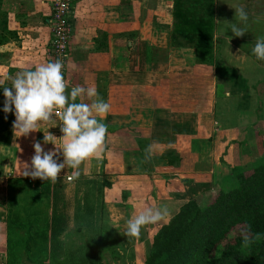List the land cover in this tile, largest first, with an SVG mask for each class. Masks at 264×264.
I'll return each mask as SVG.
<instances>
[{"label":"crops","instance_id":"crops-1","mask_svg":"<svg viewBox=\"0 0 264 264\" xmlns=\"http://www.w3.org/2000/svg\"><path fill=\"white\" fill-rule=\"evenodd\" d=\"M3 2L4 9L9 12V29L18 33L17 38L0 46V81L5 75L3 81H7V86L11 87V78L18 72L35 70L39 65L48 63L47 53L51 39L48 21L51 5L50 0H3ZM74 7L75 13L72 17L74 34L67 64L68 79L72 87L77 85L85 88L95 87L98 95L93 99H103L109 103L110 111L103 119L97 117L101 123L107 125L106 142L101 158H90L78 169L66 167L62 170L60 178L55 183L52 182V190H56L60 196L58 199L64 202L58 205V208L64 209V205L67 204L69 210L67 216L70 225L63 233L65 240L62 241V237L60 238L63 244L71 235L80 232L81 225L76 226L73 223L76 221L73 209L70 212V206H74L76 202L95 203L97 198V201L100 200L103 205L102 210L106 211V205L109 208L115 207L124 216L132 212L137 215L144 206L154 208L155 205V208H163L174 202H182L180 209L189 201V196L184 198L185 194H181L182 197L179 199H158L157 187H165L166 183L163 176H169L168 182L172 183H180L184 179H195L198 181L196 183L203 181L216 183L218 181L216 168H211L210 171L199 170L197 161L194 162L197 156L204 157L212 153L214 156L216 151L227 150L229 162L233 166H243L249 163L248 156L252 154L240 155L242 150L237 151L234 145L227 147L230 145V140L228 142L212 140V143L201 138L189 142L177 140L179 133L186 135L198 133V114L195 116V112L187 109L178 111L171 106L155 104L153 107H141L133 103L131 94L133 86L161 88L164 83V87L171 88L175 85L172 83L174 75L193 73V69L180 68L176 63L178 60L180 63L183 61L181 56H178L179 51L182 50L184 54L191 50L171 47L170 28L173 23L171 0H74ZM216 39L217 46L219 37ZM223 39L228 38L219 39L220 42L224 41ZM219 52L222 53L224 63L239 70L246 79L255 82L259 80L258 77L247 75L249 71L243 66L256 62L247 61L246 56H241L242 52H239L240 54L235 52L234 60L230 57L229 61L224 56L223 47ZM244 53L251 56L247 51ZM4 69H7V74L3 73L6 71ZM245 70L246 74H244ZM178 98L173 96L171 102L182 103L185 106H193L196 102L189 98H184L186 100ZM83 102L91 103L87 98ZM53 120L54 126L61 134L60 139L54 138L56 133L52 130L51 124L41 122L38 129L43 128L47 132L44 133L51 137L50 142H55L57 147H61L63 133L60 130V122L57 117ZM245 122L244 120L242 123L243 128L247 127L244 125ZM260 123L262 125L264 121ZM217 125L214 123L213 134L216 133ZM162 128L166 130L165 133L161 132ZM40 134L41 131L38 132V137ZM23 138L24 140H12L9 147H0V264H7L11 246L17 249L15 237L28 236V231L24 229H17V234L11 233V220L17 224L30 225L36 218H45L42 215H32L30 206L36 191L41 193L38 202H45L42 198L43 185L39 182L41 179L25 177L23 171L27 165L31 167L36 141L41 143L45 152L55 150L56 145L45 144L44 140ZM149 146H153L151 155L146 152ZM169 151H177L180 154L182 160L179 167L182 173H161V170L168 165V161L163 157ZM57 159L58 162H63L62 150L58 153ZM102 160L106 161L104 172L111 187H107L102 179L95 176L102 171ZM200 165L202 167V162ZM217 165L218 163L215 167ZM74 172L84 174L78 175L69 182L67 178L72 177ZM148 174L151 176L153 192L145 198L135 197L133 187L130 188V185L137 181L132 178H139L140 182V178L143 179ZM194 174L206 176L205 178L190 177ZM186 187L188 186H181L182 193H185L183 188ZM23 192L26 194L25 197V194L21 196ZM123 197L126 198L128 205L134 207L130 205L127 208L123 207ZM153 199L155 204L150 205L151 201L154 202ZM21 207L22 209L19 210ZM167 209L168 215L170 213L175 216L179 212V209H176L173 214L171 211L173 209ZM77 216L79 219V214ZM38 231L36 226L30 234L34 235ZM48 235H50L49 231ZM11 237L14 238V242L11 241ZM25 261L28 262L27 259Z\"/></svg>","mask_w":264,"mask_h":264},{"label":"trees","instance_id":"trees-1","mask_svg":"<svg viewBox=\"0 0 264 264\" xmlns=\"http://www.w3.org/2000/svg\"><path fill=\"white\" fill-rule=\"evenodd\" d=\"M171 2L173 4L171 12L173 23L170 28L171 47L191 50L195 63L206 73L207 90L209 87L212 89L216 82V95L224 97L226 94L225 85L230 86V95L234 96L235 101L232 105L235 106V110L231 112L233 115L237 114L232 117L235 119L234 122L231 121L232 125L237 123L241 125L246 120L245 116L250 117L254 114L262 120L263 114L260 108L264 102V81L250 86L248 80L239 70L224 63V60L221 61V56H217L215 53L216 37L233 38L232 29L228 27L225 30L222 24L227 19L225 16L227 13L224 12L227 8L218 11L217 0H171ZM8 13L4 9L3 0H0V46L6 45L18 36L16 31L9 29ZM221 13L222 15H220ZM255 23L259 24L264 31L263 17H257ZM252 50L253 48L248 53L259 65L264 66V60L257 59ZM202 71L199 73L201 74ZM197 78L193 85L179 83L171 88L170 86L164 87V89L156 86H133L132 101L141 107H153L157 104L171 106L178 111L187 109L197 113L199 115L198 133L188 135L179 133L177 140L189 142L201 138L212 143L214 123H218V118L216 121L214 116L217 115L219 108L224 111L223 113L227 112L222 102H218L215 109L210 107L209 99H212V95L203 92L205 89L201 85V78L198 74ZM3 87L8 86L0 85V147H9L13 137L15 110L14 113L3 111L5 105ZM252 92L256 94L259 102V109L257 108L255 112L249 109V107L255 108L250 102ZM173 96L182 100H186L184 98L193 99L197 103L193 106H185L182 103L171 102ZM198 98L202 101H199ZM79 100L78 97L75 102L79 103ZM32 134L24 137L33 139ZM163 158L168 161V165L161 170L162 174L182 173L179 167L182 158L177 151H169ZM105 164L106 161L102 160V171L95 176L102 179L107 187H111V183L106 180ZM243 168L235 166L231 170L230 177H226L223 181V184L227 182L228 186L222 185L224 188L221 186L222 188L214 200L207 201L202 206L201 200L198 199L199 194L211 192L213 182L196 183L194 180L184 179L180 183H172L168 182L169 176H163L166 183L165 187H157L158 199H179L182 197L181 186L191 185L190 190L185 192V196H189V201L180 207L179 212L173 216L170 222L162 224L153 238L148 241V253L143 264H264V161H257L249 170H243ZM83 174V172H79V175ZM203 176L205 178L206 175H190L193 178ZM132 179L137 181L130 185V188L133 187L135 197L145 198L153 192L150 174L143 179L140 178V182L139 178ZM39 182H42L43 192L49 196L52 182L50 180H39ZM124 191L126 192V189ZM36 192H34V200L38 201L41 193ZM150 205L153 204L150 203ZM122 206L129 207L125 197H123ZM48 207V213L44 212V209L37 210L31 207L32 215H44L45 218H36L31 221L30 225L17 224L11 220V233L17 234V229H24L28 231V236L26 238L15 237L16 244H18L17 249L10 247L7 264H23L26 259L34 264H60V253L66 255V251L69 250L65 247L66 244L61 243L60 238L67 231L70 220L67 215L62 214L63 212L59 213L55 206L51 212L50 206ZM8 225L10 226V222ZM36 226L39 231L31 235V231ZM48 231L50 235H48ZM245 233L251 241L246 246L243 243V234ZM102 238L103 234H100V239ZM12 240L14 242V238L11 237ZM101 244L99 241L96 252L103 256ZM64 257L63 261L66 262V256ZM102 262L100 256L97 258L89 256L82 259L83 264H101Z\"/></svg>","mask_w":264,"mask_h":264},{"label":"rangeland","instance_id":"rangeland-1","mask_svg":"<svg viewBox=\"0 0 264 264\" xmlns=\"http://www.w3.org/2000/svg\"><path fill=\"white\" fill-rule=\"evenodd\" d=\"M217 5H218V11L222 9L225 10L224 8H227L226 11H224L225 13H227L225 15L227 19L224 20V22L222 23L223 28L226 30V28L229 27V29H232L231 30L232 33H233L234 27L239 28V29H242L245 32V34L242 37H236L233 33L232 39L231 38H228L227 40L223 39L224 41L222 42H220L219 39H222L223 37H219L217 41L215 53L217 54V56L218 55L221 56V61L224 60L222 58V53L219 52V49L223 47L224 52H225L224 56L229 61L230 57L234 60L235 52L236 54H240L239 52H242L241 56H246L247 61L251 60L252 62H256L254 64H248V65L243 66L247 71H249V73L247 72L248 73L247 75H251L253 78L258 77L259 79L258 81L255 82V81H250L247 78L250 86L251 85L254 86L258 82L264 81V75H263L264 66L259 65L253 57L251 58V56H247L244 53V51L248 52L251 50V48L255 47L256 39L258 37L264 36L263 29L259 26V24L255 23V19H257V17L264 18V0H217ZM239 8H243L244 11L247 13V17H248L247 21H241L239 18V15L238 14L236 15V9H239ZM221 12L223 13V11ZM222 13L220 15H222ZM178 56H181V59H183V61L181 62L183 65L178 60V62H176L177 66L183 69L185 68L186 70L193 69V73L192 74L187 73L186 75L177 74V76L174 75V78H173L174 81L172 83L193 85V83L196 82L198 79L197 78V74H198L201 78V82H202L201 85L205 89L203 92L204 93L206 92L212 95L211 97L212 99L211 100L209 99L210 107H212V109H215L217 107L218 102H222V104L224 103L225 110L227 113H223L224 111H222L219 108L217 110L218 116L217 115L214 116V119H216V121L218 118V123L216 122L218 125L215 128L216 133L212 134L213 140H224L226 142L230 140V143H229L230 145L227 147H232L234 145L237 151L241 149L242 151L240 152V155L242 153H252V154H249L248 156L250 157V159L247 165L246 164L243 166L235 165V166L244 167L243 170L251 169L257 161H260V162L264 161V123L262 125L260 123L264 121V102L262 103L263 104L262 108H260L262 109V114H263L262 120L258 119L256 114H254L252 116L250 115V117L249 116L244 117L246 118L245 120L246 122L244 125H247V127L243 128L242 124L240 125V123H237V122H236L237 123L236 125L234 124L232 125L231 121L234 122L235 120L234 118L232 119V117H235L237 114L235 113L233 115L231 112L235 110V106H232L234 105L235 101H234V96L232 94L230 95L231 93L230 86L225 85L226 94L224 95V97L223 96L218 97L216 95L217 94L216 82H214L212 89L209 87L207 90L208 82L206 78V73L204 72V70L202 71L200 66L195 63L193 54L189 51L183 54L181 50L179 51ZM181 66H184V67H181ZM4 70L6 71H3V73L7 74L8 73L7 69H4ZM246 70L244 74H246ZM200 71H202L201 74L199 73ZM4 78H5V75L4 77H2V79L4 80ZM3 80L0 81L2 82L0 83V85H5V84L7 85V81H3ZM164 86L165 85L163 83L161 88L163 87L164 89ZM198 100L202 101L200 98H198ZM250 102L252 103V106H255V108L249 107V109L252 112H255L257 108L259 109L258 97L256 96V94H253V92H252V97H251ZM196 103L197 101L195 102V104ZM14 110L15 109L13 106V113H14ZM194 115L197 116V113H194ZM178 119L180 118L178 117ZM13 120L15 121V116L13 117ZM194 120H196V118ZM47 124H51L53 127L52 130H54L56 133V137L54 138L60 139L59 136L61 134L59 133L57 128L54 126L55 123L51 122ZM188 125H190V123ZM39 130L41 131V134L38 137V132H40ZM44 132L46 131L43 130V128H41V129H38V131H35V133L32 132L33 134L32 133L30 134H32V137L36 140H44V134H45ZM161 132L165 133L166 130L162 128ZM23 137L24 136H20L19 133H16L15 135L14 130H13L12 140H15V139L24 140ZM232 140H236V141H232ZM214 145L215 143L213 142V147ZM214 153H215L214 156L212 153L211 155L209 154L204 157L203 156L201 157L199 155L196 157L197 159L196 158L194 159V162L197 161V164H198L197 168L199 170L202 169V171L203 170L210 171L211 168H214V169L216 168L217 170L216 178L218 181L214 183L211 192L199 194L200 197H198V199L201 200L200 202L201 206L205 205L207 201L211 202L212 200H214L220 188H222L223 186L224 187L228 186L227 182L223 184V181H225L226 177L228 176L230 177L231 170L235 167L231 164V162H229V158H228L229 152L227 150H225L224 152H221L220 150ZM253 156H255V158H253ZM238 158L239 157L237 156V159ZM201 162H202V167L200 165ZM217 163L218 165L215 167ZM191 180H194V182H198L195 179H191ZM190 188H191V185L186 187V189L183 188V191L185 192L189 191ZM24 194L25 193L23 192L21 196ZM182 194H185V193H182ZM25 196L26 194L24 195V197ZM185 197L188 198V196H184V198ZM42 198L45 202H38L34 200L33 202H31L30 206L37 210L44 209L43 211L47 213L49 211L48 206H50V212H51V209L52 210L54 209V206L60 212H63L62 214L64 215H67V212H69V210H67L68 209L67 204L64 205L65 206L64 209L58 208V205L64 204V202L58 199L60 198V196H58V193H56V190H51V193L49 196L43 193ZM51 200L53 203L52 205H51ZM153 200L154 202L152 201L150 203L155 204V199ZM48 203L50 204L48 205ZM181 203L179 202L170 203V205H168L167 208L173 209L171 211L174 214L173 211H175L176 209L178 210ZM129 205L131 207H134L131 204ZM101 207H103V205L101 204L100 200L97 201V198H96L95 203L84 204L83 202H80V203L76 202L74 206L72 207L70 206V212H71V209H73L72 212H74L73 214L76 215V221L73 223H75L76 226L81 225L80 232L78 231V234L71 235L69 240L67 239V241H65V244H66L65 247L69 249V250L67 249L69 252L64 250L67 253L66 255H64L63 253H60V256H59L60 264H83L82 259L88 258L89 256L90 257L96 256V258L100 256V260L102 259L103 261L101 264H143L145 256L148 253L147 252L148 241H150L153 238V236L156 234V232L159 230L162 224L170 222V220L173 218L172 217L173 215L169 213V215H167L164 221H161L157 224H148L142 227L140 235L138 237H127L124 234L126 227H127V221L133 216H135L136 213L132 212L128 214L127 216H124L120 214V211L115 209V207L109 208V206L107 207L106 205V209H105V205H104V209L106 211L102 210ZM146 208H148V206H144L141 212H143ZM154 208H155V205H154ZM21 209L22 207L19 208V210ZM78 214H79V219L77 216ZM74 229H76V227H74ZM100 234H103L102 239H100ZM61 237H62V241H64L65 239H63V235ZM22 238H26V237H22ZM99 241H101L102 243L101 248H102V252L104 253L103 256H101L100 253L96 252L97 247L99 246ZM64 256H66V260H65L66 262L63 261V258H65ZM24 264H34V263L24 261Z\"/></svg>","mask_w":264,"mask_h":264},{"label":"clouds","instance_id":"clouds-1","mask_svg":"<svg viewBox=\"0 0 264 264\" xmlns=\"http://www.w3.org/2000/svg\"><path fill=\"white\" fill-rule=\"evenodd\" d=\"M241 21H247V13L243 8L236 9V15ZM219 22V21H218ZM236 37H242L245 32L233 28ZM253 54L257 59L264 60V37L256 39ZM62 61H53L41 64L35 70H22L11 78V87H3L5 113L15 109L14 133L20 136L38 131L39 124L51 123L54 117H59L60 130L63 133L62 146L57 147L55 142H50L51 137L44 134V143L56 145L55 150L45 152L39 141L34 143L35 155L31 160V167H25L23 175L32 179L50 180L55 183L62 170L66 167L78 169L80 165L90 158H101L107 135V125L101 123L97 117L105 118L110 111V104L103 99H93L98 95L95 87L80 85L68 91V84L63 74ZM2 83V82H0ZM81 102H75L77 98ZM87 98L91 103H85ZM152 147L146 152L151 155ZM62 150L63 162H58V153ZM79 173L74 172L73 179ZM168 215L167 207H148L138 215L127 221L125 235L138 237L142 227L148 224H157L164 221ZM243 243H251L249 236L243 234Z\"/></svg>","mask_w":264,"mask_h":264},{"label":"built area","instance_id":"built-area-1","mask_svg":"<svg viewBox=\"0 0 264 264\" xmlns=\"http://www.w3.org/2000/svg\"><path fill=\"white\" fill-rule=\"evenodd\" d=\"M51 14L49 26L51 40L48 50V62L62 61L64 64L63 74L68 84V90L72 88L68 79V58L70 43L74 33L73 15L75 13L74 0H50ZM59 119V117H57ZM60 122V120H59ZM61 123V122H60ZM61 127V125H60ZM70 182L73 179L67 178Z\"/></svg>","mask_w":264,"mask_h":264}]
</instances>
